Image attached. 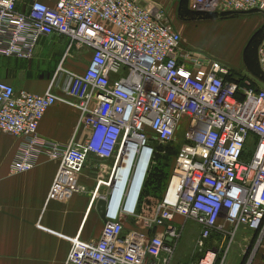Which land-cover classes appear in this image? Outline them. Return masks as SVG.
<instances>
[{
	"label": "built area",
	"instance_id": "built-area-1",
	"mask_svg": "<svg viewBox=\"0 0 264 264\" xmlns=\"http://www.w3.org/2000/svg\"><path fill=\"white\" fill-rule=\"evenodd\" d=\"M17 3L0 0V57L30 59L38 40L51 35L86 45L92 55L81 73L59 66L61 80L43 94L0 78V132L22 139L10 173L30 170L44 154L59 161L56 181L67 180L77 191L73 179L90 156L117 158L100 237L73 239L65 263L170 264L181 235L175 217L200 226L196 245L204 255L196 264L216 263L220 249L206 246L214 233L231 242L244 227L257 232L255 250L264 247L263 83L253 87L246 78L239 85L230 67L183 48L164 13L139 0H31L24 11ZM192 8L257 14L264 25V0H192ZM256 54L264 76V36ZM55 87L75 102L80 124L89 129L83 142L64 149L37 133L43 114L58 100ZM183 120L181 147L153 218L144 222L163 232L124 233L122 218L135 209L128 212L121 204L109 213L123 158L130 150L149 151L152 158L151 140L174 142Z\"/></svg>",
	"mask_w": 264,
	"mask_h": 264
},
{
	"label": "crops",
	"instance_id": "crops-1",
	"mask_svg": "<svg viewBox=\"0 0 264 264\" xmlns=\"http://www.w3.org/2000/svg\"><path fill=\"white\" fill-rule=\"evenodd\" d=\"M30 1L18 0L17 9L26 10ZM41 1L54 4V0ZM169 1L162 0V3L172 6ZM189 5L192 7V0H189ZM175 6L167 9L164 15L180 33L182 43L185 28ZM259 21L263 19L260 17ZM260 23H254L251 30L258 29ZM57 36L40 38L30 59L0 57V78L15 89L43 94L52 83L61 80L59 66L72 73H81L89 63L91 48L78 42L69 45L67 37ZM11 59L18 61L17 65ZM53 91L58 100L43 114L37 128L38 135L58 144L61 149L72 142H83L89 135V129L79 122L80 109L64 91L57 87ZM21 142L20 137L0 132V264H73L65 263L72 240H97L107 222L106 216L105 219L99 217L95 204L100 198L107 200L117 158L113 156L100 160L90 156L80 174L73 179L80 189L71 191L67 180L56 181L59 161L44 154L38 157L30 170L11 174L10 164ZM139 216L141 214L137 213L122 218L124 233L136 236L163 232V227L145 226L144 222L153 217ZM174 223L181 226V235L170 264H183L174 262V258L187 220L175 217ZM195 228L200 226L196 223ZM241 228L251 232L248 240L247 236L242 237L244 243L249 244L245 251L241 249V253L227 264H264V247L259 250L250 248L257 232ZM213 235L216 240L222 239L220 244L215 245L220 249L226 240L220 234ZM232 240L230 243L234 242V237ZM196 241H192V247Z\"/></svg>",
	"mask_w": 264,
	"mask_h": 264
},
{
	"label": "rangeland",
	"instance_id": "rangeland-1",
	"mask_svg": "<svg viewBox=\"0 0 264 264\" xmlns=\"http://www.w3.org/2000/svg\"><path fill=\"white\" fill-rule=\"evenodd\" d=\"M139 1L146 4L147 6H155L164 13L167 9H172L174 5H176L175 8L178 11L181 0H171V2L169 1V4L172 6H164L162 0ZM187 3L188 9L194 14L191 15V17H186L185 20L182 21L184 25L183 27L185 28L182 31V47L190 50L194 54H201L217 59L227 67H230L231 71L245 74V71L243 70L242 51L246 45V42L257 30H251L253 24L261 22L259 27H257L258 29L261 28L263 21H259L260 17L257 14H243L225 18L218 17L214 19L209 17L206 12L197 11L192 7H189V0H187ZM57 37L63 38V36ZM253 45L254 42L251 43L250 47H253ZM250 51L252 50L250 49ZM11 61L12 63H15L14 65H17L18 61L13 59H11ZM185 125L186 121L183 120L181 122L180 129L177 132V140L174 142L160 143L154 139L151 140V145L153 146L154 150L152 158L150 157V162L146 176L143 180L142 188L140 189L141 194L139 192L140 195L134 205L135 215H137V213L141 214L139 217H152L154 215L156 205L160 201L166 186L174 157L181 147ZM124 198L125 199H123V201L126 205L127 196L125 195ZM193 225L196 227V223L194 221L187 219L174 262L176 261L178 263L184 262L183 264H196L204 255V250L198 248L195 243L192 247V241L194 240L195 242L200 233V228L196 229L193 227ZM250 235L251 232L242 231V228H240L235 233L234 242L229 244L230 241L225 239V245L222 244L220 247L221 251H219L215 262L217 264H223L224 261H226L225 264H227L231 258L235 259L236 256L241 253V249L242 251H245L247 249V245L249 244V242H247V244L246 242L244 243L242 237L247 236L248 240ZM256 241L257 237H254L251 242V250L256 246ZM221 242L222 239L220 241L216 240L215 236L213 235L207 239L206 246L212 247L220 244ZM228 245L230 246L229 251L224 253V250ZM247 258L248 256L246 259Z\"/></svg>",
	"mask_w": 264,
	"mask_h": 264
},
{
	"label": "bare ground",
	"instance_id": "bare-ground-1",
	"mask_svg": "<svg viewBox=\"0 0 264 264\" xmlns=\"http://www.w3.org/2000/svg\"><path fill=\"white\" fill-rule=\"evenodd\" d=\"M149 154V151H142L139 154H135L133 150L127 152L116 173L109 213H114L121 204H124L125 195L127 198L124 205L127 211L131 212L134 209L150 162Z\"/></svg>",
	"mask_w": 264,
	"mask_h": 264
},
{
	"label": "trees",
	"instance_id": "trees-1",
	"mask_svg": "<svg viewBox=\"0 0 264 264\" xmlns=\"http://www.w3.org/2000/svg\"><path fill=\"white\" fill-rule=\"evenodd\" d=\"M187 0H181L178 8V17L179 20L183 21L186 17H191L194 13L188 9L187 7ZM206 14L209 17H212L214 19L216 18H225V17H231L235 15H243V13H210L206 12ZM258 30V31H257ZM252 36L247 41L246 45L244 46V49L242 51V62H243V70L245 71V74H242L240 72L231 71V77L234 78V80L239 85H244V80L246 78H251V86L256 87L257 82H261L264 84V76L261 73V70L259 68L258 62H257V47L264 36V25L261 26V28L257 29ZM258 36V37H257ZM257 37V38H256ZM254 42L253 47L251 46V43ZM252 51H250V49ZM249 50V52H248ZM242 75V76H241ZM141 194V191H140ZM139 194V195H140Z\"/></svg>",
	"mask_w": 264,
	"mask_h": 264
},
{
	"label": "water",
	"instance_id": "water-1",
	"mask_svg": "<svg viewBox=\"0 0 264 264\" xmlns=\"http://www.w3.org/2000/svg\"><path fill=\"white\" fill-rule=\"evenodd\" d=\"M107 200L105 198H100L97 200L95 204L96 211L99 215V217L105 219V216L107 214ZM106 221V220H105Z\"/></svg>",
	"mask_w": 264,
	"mask_h": 264
}]
</instances>
